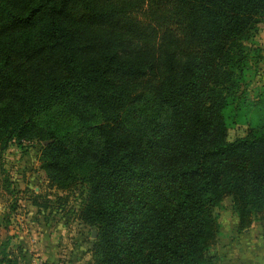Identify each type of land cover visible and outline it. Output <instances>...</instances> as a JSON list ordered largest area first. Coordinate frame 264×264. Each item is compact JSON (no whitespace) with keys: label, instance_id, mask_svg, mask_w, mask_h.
<instances>
[{"label":"trees","instance_id":"16d2710c","mask_svg":"<svg viewBox=\"0 0 264 264\" xmlns=\"http://www.w3.org/2000/svg\"><path fill=\"white\" fill-rule=\"evenodd\" d=\"M262 23L264 0H0V155L41 144L89 264H217L225 198L237 233L264 230V95L241 88Z\"/></svg>","mask_w":264,"mask_h":264},{"label":"rangeland","instance_id":"374dc122","mask_svg":"<svg viewBox=\"0 0 264 264\" xmlns=\"http://www.w3.org/2000/svg\"><path fill=\"white\" fill-rule=\"evenodd\" d=\"M249 51L252 57L241 88L245 98L255 100L264 95V23L259 25ZM257 53L258 57L254 56ZM236 106L230 101L223 111L227 126L233 128L229 139L244 135L243 110ZM40 150L39 143L11 144L0 155V245L6 237L10 238L9 251L13 257L17 256V246L20 248L18 264H89L92 260L89 245L95 231L76 219L78 192L50 187L39 169ZM37 196L41 205L47 202L46 209L31 204ZM214 214L220 232L210 255L217 264H224V253L236 233L237 221L230 199L225 198ZM46 240L53 241L52 259L45 255L49 252Z\"/></svg>","mask_w":264,"mask_h":264},{"label":"crops","instance_id":"0c3cea01","mask_svg":"<svg viewBox=\"0 0 264 264\" xmlns=\"http://www.w3.org/2000/svg\"><path fill=\"white\" fill-rule=\"evenodd\" d=\"M236 223V222H235ZM229 250L224 253V264H264V230L254 223L241 233H234ZM49 252H45L46 257L52 259L53 241L46 240ZM39 251V249L37 250ZM43 254V251H39ZM38 252V253H39ZM44 255V254H43ZM44 255V256H45Z\"/></svg>","mask_w":264,"mask_h":264}]
</instances>
